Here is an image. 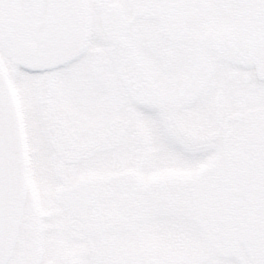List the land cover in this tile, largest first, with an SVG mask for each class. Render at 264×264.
<instances>
[{"label":"snow or ice","instance_id":"obj_1","mask_svg":"<svg viewBox=\"0 0 264 264\" xmlns=\"http://www.w3.org/2000/svg\"><path fill=\"white\" fill-rule=\"evenodd\" d=\"M0 264H264V0H0Z\"/></svg>","mask_w":264,"mask_h":264}]
</instances>
